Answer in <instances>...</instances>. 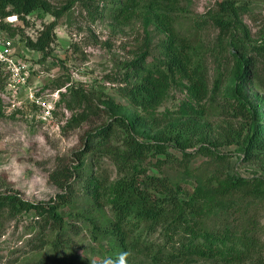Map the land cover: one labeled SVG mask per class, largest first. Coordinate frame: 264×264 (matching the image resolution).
I'll use <instances>...</instances> for the list:
<instances>
[{"label":"rangeland","instance_id":"obj_1","mask_svg":"<svg viewBox=\"0 0 264 264\" xmlns=\"http://www.w3.org/2000/svg\"><path fill=\"white\" fill-rule=\"evenodd\" d=\"M50 1L61 6L67 0ZM218 1L119 0L114 7L103 10V1L94 0V9L99 4L101 12L96 16L77 1L57 20L56 36L48 54L26 47L25 37L37 38L44 24L55 17L37 9L26 17V23L13 15L17 18L6 24L13 27L14 36L8 28L6 33L13 39L20 59L26 60L29 78L26 84L11 90L8 75L0 69V192L14 190L33 201L56 195L59 189L49 180V172L59 158L81 147L85 132L100 120L97 116L79 126L70 123L72 116L82 111L70 88L86 90L93 104L101 108L103 101L113 99L133 113L130 100L124 95V79L129 70L125 64L138 58L148 45L149 57L143 65L161 97L157 105L137 112L149 120L150 128L192 121L213 135L223 127L245 132L243 119L228 114L222 105L233 84L230 72L234 60L228 46L219 43V31L210 20L209 14L217 8ZM240 1L249 5L243 15L249 33L240 31L237 36L244 39L248 53L257 59L253 92L264 99V0ZM177 55L193 61L199 70L189 69L186 73L171 68ZM217 83L220 88H216ZM199 145L200 142L187 150L194 151ZM239 146L223 145V152L234 155L222 160L204 151L183 157L172 148L177 158L156 155L143 163L149 173L166 176L188 190L200 188L206 192L207 212L196 218L197 236L228 227L234 234L226 243L236 241L239 249L211 258L188 255L187 259L171 262L163 259L164 252L156 258L144 248L148 244H136L129 234L123 237L126 230L124 234L120 229L109 232L104 215L109 209L106 199L88 194L86 184L90 174L106 186L114 184L121 158L100 154L87 158L75 184L73 207L102 222L101 229L94 232L82 222L71 221L81 228L74 238L82 246L81 264H92L91 260L101 264L106 256L122 251L130 253L129 264H264V194L249 196L237 191L219 195L214 190L216 177L223 171L264 177L263 161L246 160ZM10 215H0V264H37L41 258L53 264L54 251L48 243L52 235L43 233L39 217L34 212ZM149 238L155 247L162 244L168 249L178 248L181 242L180 237L168 242L159 232ZM202 240H206L203 235Z\"/></svg>","mask_w":264,"mask_h":264},{"label":"trees","instance_id":"obj_2","mask_svg":"<svg viewBox=\"0 0 264 264\" xmlns=\"http://www.w3.org/2000/svg\"><path fill=\"white\" fill-rule=\"evenodd\" d=\"M77 1L83 2L92 15L101 14L98 11L99 4L96 10L93 7L94 0H67L61 6L52 4L50 0H0V16L5 18L17 15L27 23L26 17L37 9L42 13L52 14L55 20L45 23L37 38L25 37L26 47L48 54L56 36L57 20ZM102 1L103 10L119 3V0ZM8 6L12 8L8 10ZM248 10L249 5L245 1L220 0L217 8L209 14L211 22L219 31V43L228 46L234 60L230 72L233 84L222 102L223 109L233 117L243 119L245 132L233 127H223L217 135H213L205 126L192 121L171 122L163 128H150L149 120L137 112L140 108L157 105L161 97L146 75L143 65L149 57L148 45L138 58L125 64L129 70L124 79L127 83L124 95L130 100L133 113H128L124 106L113 99L103 101L105 105L101 108L100 105L93 104V98L86 90L80 87L70 88L77 99V107H82V111L72 116L70 123L79 126L97 116L100 120L85 132L81 147L71 155L59 158L49 172V180L59 189L56 195L46 200L33 201L14 190L0 192V215L10 213V217H16L20 212H34L39 217L43 233L52 235L48 243L54 251L53 264H81L84 256L79 250L82 246L74 239L81 228L75 222L84 223L94 232L101 229L102 222L100 218L73 207L77 192L75 184L83 174L88 157L114 154L121 158L117 164L118 178L115 183L106 186L101 181L98 182L95 174H90L86 184L88 194L106 199L109 209L104 215L109 222V232L120 229L124 234L126 230L123 237L129 234L136 244H148L144 248L156 258L159 253L164 252L163 259L171 262L183 257L187 259L188 255L211 258L239 249L236 241L231 245L226 243L234 234L228 227L205 231L197 236L196 218L207 212L206 201L204 202L206 192L200 188L188 190L180 183L171 182L166 176L149 173L143 163L156 155L177 158L171 152L172 148H176L183 157L192 156L196 151H204L222 160L234 154L223 152L221 147L235 143L240 145V151L246 160L260 158L264 163V99L253 92L257 59L248 53L244 39L237 36L240 31L249 33L243 18ZM2 25L6 30L8 28L12 31L13 27L6 23ZM11 35L14 36L13 31ZM193 65L194 62L190 59L185 60L184 56L177 55L170 67L186 73L189 69L197 72L199 69ZM0 69L2 71L1 66ZM216 85V88H220V83ZM253 95L256 100L252 98ZM199 142L201 145L196 150H187ZM263 184L264 177L261 176L246 177L223 171L216 177L214 190L219 195L245 191L247 195L254 196L264 194ZM72 220L75 222H71ZM157 232L163 234L168 242L180 237L179 247L168 249L162 244L155 247L149 236ZM202 235L206 239L204 242ZM37 264H49V261L41 258Z\"/></svg>","mask_w":264,"mask_h":264},{"label":"built area","instance_id":"obj_3","mask_svg":"<svg viewBox=\"0 0 264 264\" xmlns=\"http://www.w3.org/2000/svg\"><path fill=\"white\" fill-rule=\"evenodd\" d=\"M11 17L16 16L9 15L4 19H0V66L8 75L9 89L13 90L27 83L29 70L26 60L20 59L13 39L7 35L6 29L3 28V23L10 24L12 22Z\"/></svg>","mask_w":264,"mask_h":264},{"label":"clouds","instance_id":"obj_4","mask_svg":"<svg viewBox=\"0 0 264 264\" xmlns=\"http://www.w3.org/2000/svg\"><path fill=\"white\" fill-rule=\"evenodd\" d=\"M130 253L127 251H122L114 256H106L101 264H129L128 257ZM92 264H97V261L91 260Z\"/></svg>","mask_w":264,"mask_h":264},{"label":"snow or ice","instance_id":"obj_5","mask_svg":"<svg viewBox=\"0 0 264 264\" xmlns=\"http://www.w3.org/2000/svg\"><path fill=\"white\" fill-rule=\"evenodd\" d=\"M11 19L15 20V19H16V17H11Z\"/></svg>","mask_w":264,"mask_h":264}]
</instances>
